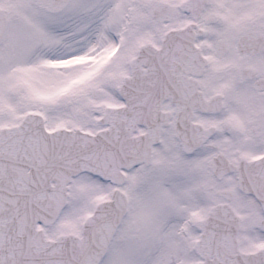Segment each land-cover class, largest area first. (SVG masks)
<instances>
[{
  "label": "snow or ice",
  "instance_id": "1",
  "mask_svg": "<svg viewBox=\"0 0 264 264\" xmlns=\"http://www.w3.org/2000/svg\"><path fill=\"white\" fill-rule=\"evenodd\" d=\"M0 264H264V0H0Z\"/></svg>",
  "mask_w": 264,
  "mask_h": 264
}]
</instances>
